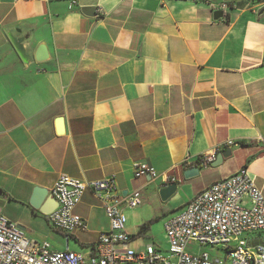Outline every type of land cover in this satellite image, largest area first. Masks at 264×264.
<instances>
[{"label": "crops", "instance_id": "0c3cea01", "mask_svg": "<svg viewBox=\"0 0 264 264\" xmlns=\"http://www.w3.org/2000/svg\"><path fill=\"white\" fill-rule=\"evenodd\" d=\"M70 1L0 0V214L27 235L39 221L51 228L30 200L62 175L115 176L124 196L140 191L143 204L123 209L138 232L241 169L264 195V0H77L72 10ZM222 4L229 9L215 20ZM18 30L29 65L8 37ZM228 150L221 165L184 179ZM136 165L156 176L136 178ZM173 180L178 191L162 202ZM75 212L87 228L71 239L87 252L109 221L90 192ZM247 240L264 245V232Z\"/></svg>", "mask_w": 264, "mask_h": 264}, {"label": "built area", "instance_id": "2783aa9c", "mask_svg": "<svg viewBox=\"0 0 264 264\" xmlns=\"http://www.w3.org/2000/svg\"><path fill=\"white\" fill-rule=\"evenodd\" d=\"M76 5L77 0H71L69 9ZM228 9L229 5L222 4L216 11L225 14ZM228 145L237 146L233 141ZM214 160L213 154L197 164L207 167ZM147 174L156 176L150 167L135 166L136 178ZM49 192L58 207L45 216L64 236L66 249L53 251L50 244L30 239L0 214V264H258V258H264V245L251 248L247 240L254 233L264 232V195L247 169L215 182L167 220L166 251L152 244L138 251L130 247L134 239L127 234L123 209L139 208L143 197L138 190L124 196L115 176L82 181L62 175ZM88 192L102 203L109 231L102 233L86 253H76L69 250L70 240L78 231L86 230L87 222L75 210ZM204 247H218L216 250L225 255L214 257L199 251Z\"/></svg>", "mask_w": 264, "mask_h": 264}, {"label": "water", "instance_id": "95a60500", "mask_svg": "<svg viewBox=\"0 0 264 264\" xmlns=\"http://www.w3.org/2000/svg\"><path fill=\"white\" fill-rule=\"evenodd\" d=\"M83 14L88 17H95L96 16V9L95 8H85L83 9ZM223 14L221 12H216L214 15L215 20L222 19ZM8 37L13 44L15 50L17 51L18 55L20 56L21 60L29 65L33 61V56L31 50L27 46L28 38L21 35V31L18 30L17 32H9ZM35 59L38 63H44L48 60V53L45 46H40L38 51L35 53ZM58 125H62V120H58ZM61 130V129H60ZM60 133H63V131ZM231 154V151L228 150L226 153L218 154L216 159L209 163L212 167H217L222 164L224 158ZM200 173V166L197 164L193 168L186 169L183 172V176L185 180H190ZM179 183L172 181L168 183L165 187L161 188L158 192V195L162 202H167L170 200L178 191ZM50 192L47 189L42 188H35L30 200V205L33 209L40 211L43 215L51 214L57 207V202L53 199L49 200ZM22 230H26L24 227L19 226Z\"/></svg>", "mask_w": 264, "mask_h": 264}, {"label": "rangeland", "instance_id": "374dc122", "mask_svg": "<svg viewBox=\"0 0 264 264\" xmlns=\"http://www.w3.org/2000/svg\"><path fill=\"white\" fill-rule=\"evenodd\" d=\"M170 216V215H169ZM168 217H162L160 222L154 225L152 233L147 237H139L138 231L131 229L130 225L132 221L127 219L126 227H128L127 234L133 238L130 247L134 250H142L145 248L147 244H152L159 248L162 251H166L168 244L165 234V221ZM37 232L33 233L31 230L27 229L28 236L30 239L39 241V242H46L50 244L51 249L53 251H63L66 249L65 238L64 236L55 230L53 227H49L45 222L39 221L37 226H35ZM218 248L211 249L210 247L201 248L199 251L209 253L214 257H221L223 258L225 253L222 250H216ZM69 250L76 253H86V250L79 245L76 240L71 239L69 243Z\"/></svg>", "mask_w": 264, "mask_h": 264}, {"label": "trees", "instance_id": "16d2710c", "mask_svg": "<svg viewBox=\"0 0 264 264\" xmlns=\"http://www.w3.org/2000/svg\"><path fill=\"white\" fill-rule=\"evenodd\" d=\"M199 162H201V160H199ZM157 222H158V220H151V221L144 223L142 226H140L138 236L139 237H147V234L151 230V227L153 225H155Z\"/></svg>", "mask_w": 264, "mask_h": 264}, {"label": "bare ground", "instance_id": "6f19581e", "mask_svg": "<svg viewBox=\"0 0 264 264\" xmlns=\"http://www.w3.org/2000/svg\"><path fill=\"white\" fill-rule=\"evenodd\" d=\"M218 248V247H214ZM258 264H264V258H258Z\"/></svg>", "mask_w": 264, "mask_h": 264}]
</instances>
